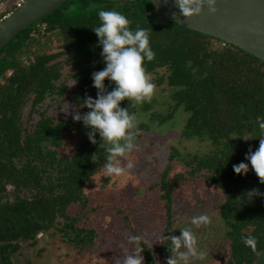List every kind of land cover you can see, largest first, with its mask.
I'll list each match as a JSON object with an SVG mask.
<instances>
[{
    "label": "trees",
    "instance_id": "obj_1",
    "mask_svg": "<svg viewBox=\"0 0 264 264\" xmlns=\"http://www.w3.org/2000/svg\"><path fill=\"white\" fill-rule=\"evenodd\" d=\"M19 2L0 0V22ZM152 2L69 0L0 51V247L5 264H39L55 240L78 253L101 251L97 222L106 209L92 201L88 189L96 173L92 157L99 136L97 144L86 134L82 137L79 123L50 114L47 101L63 108L72 105L81 114L90 111L79 105L86 96L97 98L92 73L106 67L93 30L101 23L100 10L121 12L133 30L150 31L156 55L151 62L145 59L144 67L169 101L165 113L152 111L149 120L138 123L139 146L153 125L165 124L179 111L185 115L179 139L150 185L168 211V236L173 235L175 196L205 189L211 201L210 193H215L222 219V264H256L264 255V197L249 201L245 195L253 188L264 192L246 160L249 149L259 147L258 120L264 121V61L153 16ZM105 85L109 91L115 87L107 79ZM154 104L146 102L142 108L152 110ZM121 107L137 113L134 101L125 99ZM189 143L206 149L192 151ZM71 145L75 149L67 150ZM240 162L249 163L246 176L233 169ZM114 211L131 236L144 234L132 211L121 206ZM242 233L255 237L256 252L242 242ZM163 242L154 241L151 250L145 247L144 264H167L170 241Z\"/></svg>",
    "mask_w": 264,
    "mask_h": 264
},
{
    "label": "clouds",
    "instance_id": "obj_2",
    "mask_svg": "<svg viewBox=\"0 0 264 264\" xmlns=\"http://www.w3.org/2000/svg\"><path fill=\"white\" fill-rule=\"evenodd\" d=\"M176 2L185 17L202 14L205 5L212 14L218 11L217 0ZM152 3L157 9L160 7L157 0ZM98 17L101 23L93 30L98 36V45L102 46L100 55L106 67L92 73L93 86L98 90L97 98L86 96L79 105L86 106L90 111L81 114L77 110L72 115L75 121H82L85 127L91 128L87 133L91 143H98L96 135L99 133L102 141L99 146L106 151V162L100 170L104 172V176L110 177L122 175L126 170L134 168L128 157L134 150H138L137 137L142 133L135 115L130 114L128 108L121 107V102L125 99L137 103L151 101L156 85L152 82L151 75L146 72L144 62L145 59L153 61L156 54L150 46V31L139 26L133 30L132 21L125 14L115 10H100ZM106 79L115 84L111 91L105 85ZM64 111L68 112L69 109ZM258 124L259 147L255 151L250 148L246 153V160L250 162L251 170L259 178V182L264 184V121L258 120ZM92 158L97 160L94 156ZM233 169L235 173L246 176L250 166L249 163L240 162L233 165ZM245 195L251 201L257 196L264 197V192L253 188ZM191 223L200 228L210 224L211 217L206 213L194 215ZM165 239L170 241L167 247L171 253L167 264H192L195 260H205L208 255L200 248L195 232L189 228H182L180 235H163L158 242L165 244ZM128 240L134 247L123 255L118 264H144L142 252L145 247L151 250L152 242L143 235L129 236ZM241 240L245 246L256 252L257 241L254 236L242 233ZM155 264H159V261H155Z\"/></svg>",
    "mask_w": 264,
    "mask_h": 264
},
{
    "label": "rangeland",
    "instance_id": "obj_3",
    "mask_svg": "<svg viewBox=\"0 0 264 264\" xmlns=\"http://www.w3.org/2000/svg\"><path fill=\"white\" fill-rule=\"evenodd\" d=\"M3 5L4 3L0 7ZM166 93L159 86H156L151 98V101L155 102L152 110L142 108L143 104L148 101L141 103L134 101L137 107L135 117L138 123L149 120L152 111L165 113L168 110L167 102L169 100ZM47 101L50 103L48 107L50 114H57L61 118L74 120L72 113L77 111L74 106L57 107V103L50 98ZM68 109V112L64 111ZM184 121L185 115L179 111L174 118L165 124L153 125L146 132L145 139L141 141L138 150H134L128 157L133 162L134 168L126 170L119 176H104V172L100 169L106 162V151L98 145L95 153V159H97L96 173L88 189L92 191V201L104 204L106 209L103 217L97 222L102 233L101 251L95 255L78 253L69 245L55 240L49 242V250L40 258L39 264H118V261L122 259L125 253L130 252L133 246L128 240V237L131 236L130 232L127 228L124 229V222L114 211L117 206L132 211L141 231L144 232L143 236L152 242V249L156 246L154 241H160L163 235L168 236L169 230L167 225L165 226L169 222L168 211L164 210L165 207L162 205L164 200L159 197V192L152 191L150 185L156 178L160 177L167 162V151L179 139ZM78 123L81 127L82 137L91 131V128L85 127L82 121ZM83 128L86 129L84 134ZM98 136L99 133L96 137ZM78 142L79 139L76 140V143ZM101 142L99 136V144ZM188 146L192 151L206 149L205 145L201 146L194 143H189ZM75 147L76 145H71L67 150L73 151ZM208 196L209 192L205 189H200L197 192L184 190L183 194L175 196V202L172 206L174 225L171 231L173 234L180 235L182 228L191 229L198 237L200 248L208 254L205 260H195L192 264L223 263L220 251H224V249L221 245L219 246L223 242L222 219L215 207L217 204L215 193H210L212 201L208 199ZM205 213L211 217L210 224L197 228L191 223V218L194 215ZM153 254L155 255V252ZM158 256L160 258L159 254ZM256 264H264V255Z\"/></svg>",
    "mask_w": 264,
    "mask_h": 264
},
{
    "label": "water",
    "instance_id": "obj_4",
    "mask_svg": "<svg viewBox=\"0 0 264 264\" xmlns=\"http://www.w3.org/2000/svg\"><path fill=\"white\" fill-rule=\"evenodd\" d=\"M69 0H26L0 22V51L21 31L39 24ZM153 1V0H152ZM160 7L151 13L233 44L264 61V0H217L218 11L185 17L176 0H157ZM0 264L4 263L0 247Z\"/></svg>",
    "mask_w": 264,
    "mask_h": 264
},
{
    "label": "built area",
    "instance_id": "obj_5",
    "mask_svg": "<svg viewBox=\"0 0 264 264\" xmlns=\"http://www.w3.org/2000/svg\"><path fill=\"white\" fill-rule=\"evenodd\" d=\"M26 0H20V2L18 3V7L22 5L23 2H25ZM7 17V16H6ZM4 17V18H6Z\"/></svg>",
    "mask_w": 264,
    "mask_h": 264
}]
</instances>
